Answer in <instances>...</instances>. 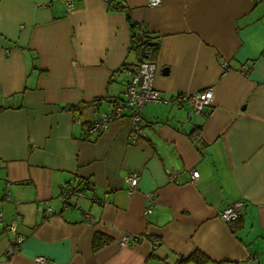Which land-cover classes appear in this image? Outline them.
I'll list each match as a JSON object with an SVG mask.
<instances>
[{
  "label": "crops",
  "instance_id": "obj_1",
  "mask_svg": "<svg viewBox=\"0 0 264 264\" xmlns=\"http://www.w3.org/2000/svg\"><path fill=\"white\" fill-rule=\"evenodd\" d=\"M114 3L124 10L104 0H73L69 12L65 0H0V264H178L194 252L204 264H264V4ZM127 15L156 38L148 59L160 96L211 87L206 115L149 102L133 137L124 69L139 58ZM119 104L122 119L85 136ZM129 173L139 175L131 193ZM72 181L85 197L65 208ZM236 201L239 218L221 220ZM16 216L23 241L7 257ZM125 233L141 238L120 246ZM96 234L108 241L93 250Z\"/></svg>",
  "mask_w": 264,
  "mask_h": 264
},
{
  "label": "built area",
  "instance_id": "obj_2",
  "mask_svg": "<svg viewBox=\"0 0 264 264\" xmlns=\"http://www.w3.org/2000/svg\"><path fill=\"white\" fill-rule=\"evenodd\" d=\"M109 6H112L110 0H104ZM161 0H147L148 6H157ZM255 3L264 4V0H254ZM66 11L69 12L73 7V0H65ZM140 32L145 31L146 28L143 24L139 23ZM141 41L138 40L134 42L135 46H141ZM246 66L241 67V72H245ZM156 73V64L154 61L141 59L134 65L124 69V74L126 76L125 82V104L130 108V119L132 121L133 137L137 138L141 134V110L149 102H166L176 107H190L191 110L199 114H207V109L212 105L213 89L211 87L204 88L198 92L189 93H175L169 99H164L160 96L159 91L154 86V78ZM125 116L123 105L119 104L114 107L113 110L103 112L92 119L85 126V136L97 135L107 130L110 123L113 120H120ZM190 182L195 183L198 178V173L196 170H191L190 172ZM169 179L173 180L174 176L169 175ZM124 181L128 184L127 191L131 193L137 186L139 181V175L137 173H129L124 177ZM88 186V183L84 184ZM65 208L69 207V199L72 197H85L83 189L77 187L76 182L72 181L66 188L63 189ZM149 205L145 209V213L148 214L151 211V207L154 204L152 198H149ZM242 206L241 201H236L230 204L226 209L218 212V217L224 222L230 223L239 218V210ZM49 214L50 208L45 207L44 210ZM2 213L0 212V218ZM88 218H90L87 215ZM20 217L16 216L14 220L7 226V230L14 235V243L9 245L5 255L7 257L13 255L19 251L23 238L17 234V223ZM141 237L132 234L125 233L119 240L120 246H127L132 242L139 240ZM158 243H154V247ZM37 263H43L47 261L46 257L37 256L35 258Z\"/></svg>",
  "mask_w": 264,
  "mask_h": 264
},
{
  "label": "trees",
  "instance_id": "obj_3",
  "mask_svg": "<svg viewBox=\"0 0 264 264\" xmlns=\"http://www.w3.org/2000/svg\"><path fill=\"white\" fill-rule=\"evenodd\" d=\"M113 4L111 6L112 9H119V10H124V8L119 7L118 5H116L114 3V0H110ZM128 17V21H129V27L131 30V50L135 51L139 60L141 59L140 56V49L141 47L146 44V42L148 41H156L154 38L147 30L140 32V28H139V23L134 22L133 20H131V18L129 17V15H127ZM140 40L141 46H135L134 42ZM148 50V54H149V59H152L155 55L156 52V45L155 46H151V47H147ZM67 109H75L74 105H69L66 107ZM192 134V138L194 140V142H196V144H199L201 139H200V134L198 133V131L196 130L195 132L191 133ZM236 221V220H235ZM232 221V222H235ZM108 239L100 234H96L93 237L92 240V248L93 250H96L98 248H100L101 246H103L105 243H107ZM186 261L188 262H192L194 264H204L207 260L205 258V256L200 253V252H194L188 259L186 260H181L178 264H185Z\"/></svg>",
  "mask_w": 264,
  "mask_h": 264
},
{
  "label": "water",
  "instance_id": "obj_4",
  "mask_svg": "<svg viewBox=\"0 0 264 264\" xmlns=\"http://www.w3.org/2000/svg\"><path fill=\"white\" fill-rule=\"evenodd\" d=\"M157 45V42L156 41H148L146 42V44H144L141 49H140V56L144 59H147L149 57V54H148V50H147V47H151V46H155ZM193 111H191L189 113V116H192L193 115Z\"/></svg>",
  "mask_w": 264,
  "mask_h": 264
}]
</instances>
